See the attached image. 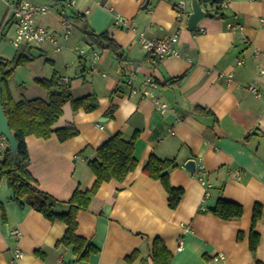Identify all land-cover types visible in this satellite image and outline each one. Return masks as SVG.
Segmentation results:
<instances>
[{
    "label": "crops",
    "instance_id": "obj_1",
    "mask_svg": "<svg viewBox=\"0 0 264 264\" xmlns=\"http://www.w3.org/2000/svg\"><path fill=\"white\" fill-rule=\"evenodd\" d=\"M33 1L49 2L38 22L56 34L63 48L52 51L49 42L15 45L12 36L2 40L1 60L21 54L29 58L22 65L37 71L27 86L10 75L6 91L14 100L47 99L34 79L55 74L57 81L65 79L61 85L73 97L96 96L92 111L63 105L53 128L73 126L74 136L64 141L53 133L25 137L27 168L37 187L63 201L77 187H91L95 177L88 161L116 132L125 139L136 133L137 165L123 180L103 182L88 208L77 213L76 234L97 249L79 262L71 247L59 243L67 224L46 219L27 204L19 206L1 177L0 264H156L155 241L170 255L168 264H264V102L245 88L254 85L264 95V0H215L221 16L210 15L213 8L201 4L207 15L194 29L187 27L190 0L180 15V0H72L70 6L66 0ZM113 13L127 17L129 24L115 23ZM63 17L80 24L75 36L71 25L73 38L67 40L62 38ZM0 23H13L4 0ZM85 30L108 31L119 49L90 45ZM138 32L158 39L175 36V55L145 51ZM80 38L88 46L83 56L73 50ZM93 51L98 53L94 59ZM147 78L154 81L152 96L131 91ZM155 99L167 109L161 111ZM6 149L7 141L0 145V162ZM150 155L174 160L168 182L182 189L174 208L161 180L143 170ZM189 159L195 161L194 173L184 167ZM199 174L210 184L208 196ZM219 199L239 205L241 215H216ZM256 207L260 216L253 224ZM252 229L257 243L250 251ZM16 248L21 255L13 260Z\"/></svg>",
    "mask_w": 264,
    "mask_h": 264
},
{
    "label": "trees",
    "instance_id": "obj_2",
    "mask_svg": "<svg viewBox=\"0 0 264 264\" xmlns=\"http://www.w3.org/2000/svg\"><path fill=\"white\" fill-rule=\"evenodd\" d=\"M200 4L212 7L214 12L210 15L219 14V1L199 0ZM68 19V18H67ZM85 34L90 45L101 48H108L114 52L119 49L118 44L111 37L108 31L95 33L92 30H85ZM27 57L18 54L11 61L0 59V77L2 82V108L8 120L9 128L17 141V151L13 155L10 149L4 151V156L0 162V179L5 176L7 184L12 190V200L19 206L24 204L39 211L51 221L60 220L67 224V229L60 240L65 246L71 247L75 255V261L86 259L90 253L95 252L96 247L85 238L76 234V216L80 210L88 208L93 195L97 192L101 184L111 179L121 181L132 171L137 160L133 156L134 141L136 133L129 139H125L121 132H116L96 149V158L88 161V167L92 171L95 180L91 187L80 189L77 187L72 196L66 200H58L46 192H42L35 179L30 174L27 166L29 155L25 143L27 135L48 138L52 133L60 141H64L77 133L73 126L53 128L62 112V107L66 102H70L73 110L83 108L85 111H92L96 107V96L87 94L82 97H73L68 87L58 83L54 74L50 78L36 77L34 82L47 91V99L42 98H20L14 100L5 89L7 78L13 74L14 68L18 64L27 61ZM182 78V76L180 77ZM179 78H174L173 81ZM113 105L110 106L111 113ZM173 159H161L155 155H150L144 165V172L153 178L160 179L169 194V205L174 208L182 194L181 188L173 187L168 182V170L174 166ZM216 215L229 219L241 215V207L231 202L219 199L213 211ZM259 207H256L253 216V224L259 218ZM254 230L251 231L250 251L255 250L257 240ZM253 237V238H252ZM170 255L164 245L155 241L153 245V259L156 264H168Z\"/></svg>",
    "mask_w": 264,
    "mask_h": 264
},
{
    "label": "built area",
    "instance_id": "obj_3",
    "mask_svg": "<svg viewBox=\"0 0 264 264\" xmlns=\"http://www.w3.org/2000/svg\"><path fill=\"white\" fill-rule=\"evenodd\" d=\"M7 2L9 9L12 12V18L14 23V35L11 37L10 41L19 45L20 43H26L31 46L40 45L44 42H49L55 50H61L63 45L59 42L56 34L48 29L46 26L41 25L38 22V18L41 15H45L49 9L50 5L48 3H36L33 0H4ZM72 0H66L65 6H70ZM185 0H180L177 4V13L183 14L185 13ZM109 10H111L109 8ZM113 19L115 23H121L123 25L129 24V19L125 16H122L119 13H113ZM61 26L62 28V38L67 40L71 35V24L67 18H61ZM138 41L142 49L148 52H152L159 57H167L171 55H175V50L172 49L171 42L175 40V36L158 39V38H150L147 37L143 32H138ZM73 50L78 56H83L85 53V49L79 45H75ZM98 56L96 51L92 52L93 59ZM241 61H238L240 63ZM261 73L264 74V71L261 70ZM65 79H60L58 83L64 81ZM128 84H130V80H128ZM154 86V81L151 78L145 79L141 88L137 90L136 88L131 89L132 92H140L141 96H152L151 87ZM249 91L254 93L255 95L261 97L264 102V95L254 86V85H246ZM157 107L164 111L167 109L166 103L160 102L155 99ZM2 141H0V145H5L6 140L0 136ZM198 179L200 183L204 187V196L209 195V187L210 184L204 179L203 175L199 174ZM181 248L179 245L178 249ZM21 255V251L19 249L14 250L13 260H16Z\"/></svg>",
    "mask_w": 264,
    "mask_h": 264
},
{
    "label": "water",
    "instance_id": "obj_4",
    "mask_svg": "<svg viewBox=\"0 0 264 264\" xmlns=\"http://www.w3.org/2000/svg\"><path fill=\"white\" fill-rule=\"evenodd\" d=\"M201 7L202 6L199 0H190V13L187 18V27L192 29L196 28L199 24V21H201L204 17H206L207 12ZM0 136H3L5 138V140L8 143V149H10L11 153L15 155L17 151V141L9 128L8 120L2 108L1 77H0ZM184 167L190 173H194L193 171H195V161L192 159L187 160Z\"/></svg>",
    "mask_w": 264,
    "mask_h": 264
},
{
    "label": "rangeland",
    "instance_id": "obj_5",
    "mask_svg": "<svg viewBox=\"0 0 264 264\" xmlns=\"http://www.w3.org/2000/svg\"><path fill=\"white\" fill-rule=\"evenodd\" d=\"M51 10H53V9H51ZM71 25H72V30H73L72 34H73V36H75V33L77 34L78 25H80V24L77 21H72ZM13 35H14V25H13V23H11V24H1L0 23V42L2 40L9 39ZM73 36H72V38H73ZM74 42H75V44L81 46L84 49H87V47H88L87 46V42H86V40L84 38H80V39H78V40H76ZM35 49H37V48H33L32 52H35ZM53 49L54 48L51 47V50L55 51V49L54 50ZM36 63H38V62H36ZM39 63H44L46 65L44 67L47 68V69H50V67H52V64H50L49 62H39ZM82 64L84 66L87 65L86 62H82ZM32 67L33 68L30 69L29 67H26V66H24L22 64H18L14 68L12 81L15 82V83H18V84L24 83L25 86L32 85V82H31L32 75L36 74L35 72H37V71H35L36 68L34 66H32ZM38 74H41V73H38Z\"/></svg>",
    "mask_w": 264,
    "mask_h": 264
}]
</instances>
